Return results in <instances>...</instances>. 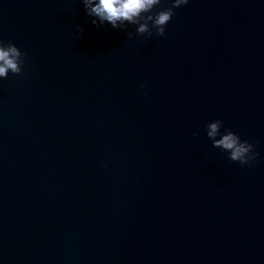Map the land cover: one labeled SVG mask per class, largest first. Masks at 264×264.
Here are the masks:
<instances>
[{"label":"water","instance_id":"1","mask_svg":"<svg viewBox=\"0 0 264 264\" xmlns=\"http://www.w3.org/2000/svg\"><path fill=\"white\" fill-rule=\"evenodd\" d=\"M0 40L25 54L0 80V264H264V0H189L148 39L0 0Z\"/></svg>","mask_w":264,"mask_h":264},{"label":"clouds","instance_id":"2","mask_svg":"<svg viewBox=\"0 0 264 264\" xmlns=\"http://www.w3.org/2000/svg\"><path fill=\"white\" fill-rule=\"evenodd\" d=\"M84 15L92 25L107 24L114 30H122L128 39L143 35L145 39L165 35V26L170 21L173 9L184 6L189 0H79ZM155 10V11H154ZM82 28L76 25V38ZM25 64V54L11 41L0 40V80L10 74L19 75ZM144 87L143 82L139 84ZM222 121L214 119L204 125V134L210 145L226 156L228 161L241 166H250L258 156L254 144L241 139ZM196 132L192 133L195 137ZM103 166V165H102Z\"/></svg>","mask_w":264,"mask_h":264}]
</instances>
